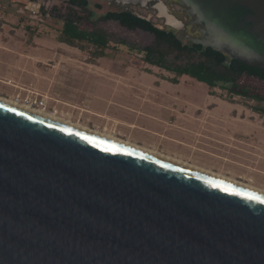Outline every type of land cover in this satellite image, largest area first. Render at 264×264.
<instances>
[{
	"label": "water",
	"instance_id": "obj_1",
	"mask_svg": "<svg viewBox=\"0 0 264 264\" xmlns=\"http://www.w3.org/2000/svg\"><path fill=\"white\" fill-rule=\"evenodd\" d=\"M177 1L264 71V0ZM0 264H264V197L0 103Z\"/></svg>",
	"mask_w": 264,
	"mask_h": 264
},
{
	"label": "rangeland",
	"instance_id": "obj_2",
	"mask_svg": "<svg viewBox=\"0 0 264 264\" xmlns=\"http://www.w3.org/2000/svg\"><path fill=\"white\" fill-rule=\"evenodd\" d=\"M38 1L51 17H36L34 10L24 13L23 3L0 1V97L19 104L27 97H46L47 113L58 118L264 190V115L254 111L264 108V101L210 89L186 76L179 85L171 84L165 79L175 74L149 65L144 54L129 48L151 45L154 36L114 21L98 24L111 43L106 57L94 59L99 51L95 44L60 42L64 22L58 16L70 12L68 0ZM90 3L94 18L122 10L106 2ZM81 27L92 29V24L84 21ZM189 31L197 36L196 28ZM180 63L174 56L168 61L173 67ZM239 84L264 99V80L243 76Z\"/></svg>",
	"mask_w": 264,
	"mask_h": 264
},
{
	"label": "trees",
	"instance_id": "obj_3",
	"mask_svg": "<svg viewBox=\"0 0 264 264\" xmlns=\"http://www.w3.org/2000/svg\"><path fill=\"white\" fill-rule=\"evenodd\" d=\"M70 9L63 19V31L60 42L72 47H78V43L89 42L98 47L94 59L106 57L105 50L111 43L108 33L97 28L100 21H117L121 26L129 30H142L154 35V42L142 49L129 46L131 50H137L145 55V62L151 66L164 69L175 74L174 78L165 79L171 84L178 85L182 77H189L199 83L207 85L210 89L224 88L232 95L247 99L264 101L259 95L254 94L247 86H241L243 76L264 80V71L250 68L238 61L231 60L226 54L205 49L194 45L192 42L184 43L178 33L172 29L160 30L151 22L144 20L129 12H108L105 15L96 16L89 7L87 0H69ZM79 8L80 11L76 10ZM91 22L92 29L81 27L82 22ZM127 46L125 41L118 43ZM81 49V48H80ZM171 56L181 63L177 66H169ZM213 95V94H211ZM256 113L264 115V108L255 109Z\"/></svg>",
	"mask_w": 264,
	"mask_h": 264
},
{
	"label": "bare ground",
	"instance_id": "obj_4",
	"mask_svg": "<svg viewBox=\"0 0 264 264\" xmlns=\"http://www.w3.org/2000/svg\"><path fill=\"white\" fill-rule=\"evenodd\" d=\"M0 103L8 105V106H11L13 108H16V109H19V110H22V111H25V112H28V113H31V114H34V115L39 116V117H42V118H45V119L60 123L62 125L77 129L79 131L88 133L90 135L102 138L104 140L113 142L115 144L127 147L129 149L138 151L140 153L152 156L154 158L163 160L165 162L174 164L176 166L185 168L187 170L196 172L198 174L207 176L209 178L218 180L220 182L229 184L231 186H234V187L240 188L242 190H245V191L251 192L253 194H256V195L264 197V190L263 189H259L257 187L252 186V185L244 184L242 182H238V181H235L233 179L224 177L223 175H221L222 173L221 174H219V172L215 173V172H213V171H211V170H209L207 168L200 167V166H198L196 164L187 163V162H185V161H183L181 159H178V158L173 157V156L171 157L169 155L163 154V153L158 152L156 150L147 149L145 147L139 146V145L134 144L132 142L124 141V140L115 138L113 136H110L108 134H104V133H101V132H98V131H94V130L89 129V128H87L85 126H82V125H76L73 122H69V121L64 120L63 118H58V117L54 116L53 114H50V113H47V112H43L42 110L29 107V106H27L25 104L16 103L14 101L8 100V99L3 98V97H0Z\"/></svg>",
	"mask_w": 264,
	"mask_h": 264
},
{
	"label": "flooded vegetation",
	"instance_id": "obj_5",
	"mask_svg": "<svg viewBox=\"0 0 264 264\" xmlns=\"http://www.w3.org/2000/svg\"><path fill=\"white\" fill-rule=\"evenodd\" d=\"M0 1H4V0H0ZM7 1L16 2L18 4L23 3V7H22V10L21 11L25 13L26 10H34V13H35V16L36 17L42 16V15L51 17V15H52L51 13L43 12V7H42V5L40 4V2L38 0H26V1L24 0L25 2L23 0H7ZM87 1L89 2L90 9L93 12H95V10L92 9V5L90 3V0H87ZM94 1H100V2H106V3H109V4H115V5L119 6L122 9L121 11H118V12H129V13H132V14L138 16V17L143 18L144 20H146L148 22H151L156 28H158L160 30H163L165 28L172 29V30L176 31L179 36L182 35V36L186 37L190 42H191V39L192 38H198V37H200V27L199 26H194V25L191 24V22L194 20V18L191 17V16H189V14L187 13L188 9L185 6H183L177 0H148V1L145 2L144 5L141 4V3L140 4H127V5H123V4L117 3L116 1H107V0H94ZM67 3L69 4L70 9L73 8L70 5L69 0L67 1ZM172 4H175V5H178L179 7L184 8V11H181V12H178L177 13L176 10L173 7H171ZM156 6H159L161 8L162 7L165 8L170 15L174 16L177 20L181 21L184 24L185 29L184 30H181V31H177V30L171 28L167 24V19L165 17H161L160 16V10L158 8H156ZM94 7L96 9H101V6L99 4L94 5ZM135 7H140L142 9H146V10H149V11H153L156 14L155 15L149 14L148 16H145V15L139 13L138 11H135L133 9ZM75 9L78 10V11H80L79 8H76L75 7ZM107 13H105V14H107ZM105 14H103V15H105ZM58 18H60L61 20H63L62 19L63 17H59L58 16ZM154 19H158L159 21H162L163 24H157V23H155L153 21ZM110 21H112V20H110ZM101 22H105V21H100L99 23H101ZM106 22H109V21H106ZM114 22H117V21H114ZM117 23L120 25L119 22H117ZM98 24H97V28H98ZM121 27H123V26H121ZM123 28H125V27H123ZM191 28H196V30H197V32H196L197 33V36L196 37L194 35H191V33H189L190 32L189 30ZM125 29H127V28H125ZM130 31H133V30H130ZM196 33H195V35H196Z\"/></svg>",
	"mask_w": 264,
	"mask_h": 264
},
{
	"label": "built area",
	"instance_id": "obj_6",
	"mask_svg": "<svg viewBox=\"0 0 264 264\" xmlns=\"http://www.w3.org/2000/svg\"><path fill=\"white\" fill-rule=\"evenodd\" d=\"M18 101L21 102L20 99H18ZM23 104H25L29 107L35 108V109L42 110L43 112H49L48 101H47L46 97H41L39 100L27 97L23 101Z\"/></svg>",
	"mask_w": 264,
	"mask_h": 264
},
{
	"label": "crops",
	"instance_id": "obj_7",
	"mask_svg": "<svg viewBox=\"0 0 264 264\" xmlns=\"http://www.w3.org/2000/svg\"><path fill=\"white\" fill-rule=\"evenodd\" d=\"M174 85V84H173ZM179 85V84H178Z\"/></svg>",
	"mask_w": 264,
	"mask_h": 264
}]
</instances>
